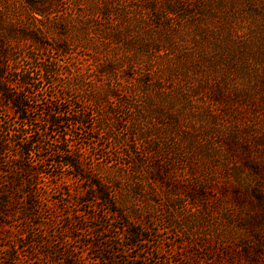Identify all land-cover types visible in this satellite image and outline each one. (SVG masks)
Segmentation results:
<instances>
[{"label": "rangeland", "instance_id": "obj_1", "mask_svg": "<svg viewBox=\"0 0 264 264\" xmlns=\"http://www.w3.org/2000/svg\"><path fill=\"white\" fill-rule=\"evenodd\" d=\"M0 49V72L39 79L32 131L67 113L33 154L49 156L33 237L0 259L4 244L25 264H264V0H0Z\"/></svg>", "mask_w": 264, "mask_h": 264}, {"label": "trees", "instance_id": "obj_2", "mask_svg": "<svg viewBox=\"0 0 264 264\" xmlns=\"http://www.w3.org/2000/svg\"><path fill=\"white\" fill-rule=\"evenodd\" d=\"M168 13L171 15L174 12L169 10ZM36 14L43 15L41 12ZM29 40L35 42L38 40L37 43H40L36 37H29ZM59 50L64 54L68 53L65 47H59ZM39 69L47 81H53L58 75L56 66L52 67L50 64L41 65ZM1 70L2 100L9 105L15 119L20 123V126H16L8 121L0 120V242L8 244L7 241L10 240L25 241L33 237V219L37 217L39 204L42 203L47 193V188L41 181L44 174L42 164L49 157L35 160L33 154L36 147L41 149L39 153L44 151L42 148L50 152L51 148L46 146L49 145L48 140L55 133L54 130L62 125L67 113L61 111L62 104L58 107L51 106L44 114L46 127L32 131L36 122L30 116L33 111L32 97L23 91L27 87L36 86L39 79H36V75L29 70L20 71L14 68L9 61L2 65ZM8 73L16 79V83L6 77ZM71 123L73 125L83 124L80 119L72 120ZM56 155L61 156L62 159L57 162L58 166L66 167L70 171L78 170L72 153L68 150L58 145V150L54 153V156ZM94 190L97 201L115 203V196L107 184L97 183L94 185ZM14 232L17 235H14ZM2 247L4 250L0 264H25L21 257L22 249L15 245L10 247L3 244ZM64 262L77 264L73 257L65 258Z\"/></svg>", "mask_w": 264, "mask_h": 264}]
</instances>
